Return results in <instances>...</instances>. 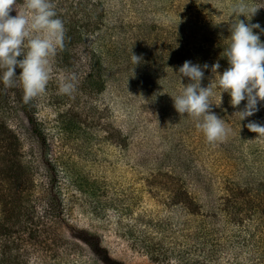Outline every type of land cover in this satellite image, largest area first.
<instances>
[{
	"label": "rangeland",
	"instance_id": "rangeland-1",
	"mask_svg": "<svg viewBox=\"0 0 264 264\" xmlns=\"http://www.w3.org/2000/svg\"><path fill=\"white\" fill-rule=\"evenodd\" d=\"M96 1L98 12L93 0H53L69 45L52 58L45 92L31 98L38 135L16 103L22 90L0 81V264H264V225L249 217L264 216V190L239 188L264 174V138L247 128L264 124V103L242 122L234 114L246 101L231 107L235 126L210 144L172 98L190 83L179 67L219 62L234 22L264 28V0ZM238 6L256 13L238 16ZM92 14L85 30L99 17L100 31L77 44V24ZM138 24L150 54L140 66L101 60L117 63L99 88V53L133 42ZM72 74L73 92L60 93ZM214 78L209 67L204 82ZM11 159L19 165L7 175ZM92 236L101 244L85 242Z\"/></svg>",
	"mask_w": 264,
	"mask_h": 264
},
{
	"label": "clouds",
	"instance_id": "clouds-1",
	"mask_svg": "<svg viewBox=\"0 0 264 264\" xmlns=\"http://www.w3.org/2000/svg\"><path fill=\"white\" fill-rule=\"evenodd\" d=\"M17 0H0V81L6 86L14 85L16 79L23 87L25 102L44 93L52 77V58L65 41V24L59 18L53 0H24V11L16 10ZM15 9L17 14L11 15ZM235 13L248 18L256 11L238 6ZM259 29V32L256 30ZM230 42L222 56L229 67L221 74L219 62L200 65L185 61L179 67V76L187 77L190 83L183 85L179 95L172 96L174 108L181 115L196 119V127L208 143L222 139L229 131L224 119L212 111L210 97L213 89L228 93L230 104L239 108L234 114L240 121L254 116L259 105L264 103V42L261 34L264 28L260 24H246L238 19L231 25ZM132 59L140 62L132 52ZM211 68L214 80L208 87H202L205 71ZM22 71L19 75L16 69ZM74 74L64 78L59 84V92L70 95L75 88ZM247 128L264 138V124L249 121Z\"/></svg>",
	"mask_w": 264,
	"mask_h": 264
},
{
	"label": "trees",
	"instance_id": "trees-1",
	"mask_svg": "<svg viewBox=\"0 0 264 264\" xmlns=\"http://www.w3.org/2000/svg\"><path fill=\"white\" fill-rule=\"evenodd\" d=\"M95 2H98V1L93 0V5L90 6V7L93 8L94 12H98L99 8H101V6H102L101 5L102 3L101 4H97V3L95 4ZM89 14H91V13L89 12ZM94 16H95L94 14H92L91 17H89V18H87L85 16V19H82V25L79 26V24H77V44L84 38V35L92 33V35L96 36L98 34V32L100 31L99 24L102 21V18H99V17H97L98 21L95 23V27L93 28V30L90 31L91 33H89L88 30H85L86 28L89 27L90 23L93 21V19H94L93 17ZM104 16H106V14H104ZM142 29H143L142 25H139V24L135 28H132V32L134 33L133 42L128 44V42L126 40L124 42V41H122V38H121L118 41H119V43L123 42L122 47H120V45L118 44V41H116V42L114 41L112 43V46H111V48L109 50H106L105 53H103V52L99 53L100 55H98V59L99 58L100 59L98 61L100 62V64H99V68H98L99 70L97 69L98 70V74L100 76V83H99L100 86H99V88H101V86L103 87V85L105 83L102 77L104 76V74H105V76L107 75L106 72L110 71L114 67V65L117 63V61L121 65L126 64V65H129V66L130 65H133V66L137 65L138 66L139 63L143 62V60H145L148 57V55L150 54L151 51H150V48L146 45V38L149 37V35L148 34H144L142 32ZM181 37H182L183 41L186 40V36L185 37L181 36ZM228 38H230V36L229 37H225L221 41V43H219V46H223V48L226 49L228 47L229 43H230L227 40ZM67 42H68V35L65 34V41H64L63 50L68 47L69 44H66ZM98 42H100V39H99ZM108 42H110V39L108 40ZM201 48L202 47H200V49ZM132 52L137 57H140V62H136V61H134L132 59ZM222 53H223V51H222ZM222 53H220V55L217 58L219 59V64L221 65L219 70H221V72L223 73V71H225L229 67V64H228L227 59L223 58ZM172 55H173V53H172ZM172 55L170 57L171 61L173 59ZM166 56L162 55V56H159V58H158V61L159 60L160 61L164 60V65L163 66H165V65L167 66V60L166 59H168L169 57L166 58ZM113 58L116 59L117 61H116V63L114 65H110L109 67H106L105 63H103L101 61V60H105L107 63L109 62V64H110L114 60ZM140 65H142V64H140ZM156 67H157L156 64H151V68H156ZM104 68H107V71L104 70ZM101 69H102V72L100 73ZM139 69L143 70L140 67H139ZM21 71H22L21 69L17 68L16 69L17 75H19ZM204 81L205 80L203 79L202 80L203 87H205V86L208 87L209 84H206ZM15 84H16V88H20L22 90V91H19V89H17L18 91L15 93L16 94V96H15L16 103L27 114V116H28L27 118H28V120L30 121L31 125L34 128L35 134L38 135L40 132H39V130L37 128V126H38L37 122L38 121L35 119L34 104L32 102L33 100L30 99L27 102H25V100L23 99V97H24L23 87H22L21 83L19 82L18 78L16 79ZM19 92H21V93H19ZM216 97H217V99H216ZM230 99H231V97H230V95L228 93H221V91L219 89L214 88L213 89V95L210 97V101L212 103V106H211L212 107V111H214L220 118L223 117L225 115V113H228L229 111H230V114H231V107L232 106L230 104ZM241 104H242V102H241ZM0 108L2 110V106ZM232 117H233V115L231 114L230 119L232 121L231 120H224L226 128H228L230 130H231V126H233V125L235 126V121L233 120ZM224 138L226 139V137H224ZM6 163H8V165ZM6 163H5V165H6V167H8V171H4V173H6L7 175L13 174L12 171L16 170L17 167L15 166V164L19 165L17 162L13 161L12 159L9 162H6ZM183 163H184V161H183ZM184 166H185V164H184ZM186 166H187V163H186ZM10 178H14V177L10 176ZM245 178H246V180H245L246 183L244 185H239V188L249 187V186H252L253 184L254 185L257 184L261 189L264 190V174L253 173L252 174V178H249V177H245ZM260 183L262 185H259ZM55 201L56 200L54 199V202ZM52 207L56 209V218H57V220L59 219L60 221H62L63 220L62 209H59L57 206L55 207L53 203H52ZM256 211H257V209L255 210L254 213L251 214V216H249L250 217V221H253V226L257 225V223H258V226H260L261 224L264 225V216L262 217L261 215H259V217H257L258 214H260V213H258ZM31 216H32V220H31L32 223L31 224L34 225V226H37V223H38L37 221H39L40 218H38V216H36V217L33 216V215H31ZM40 224H42V223L40 222L39 225L37 226V228L40 226ZM254 228H252L250 230V232L252 230H255V231L257 230L256 227H254ZM92 237H94V236H92ZM84 240H85V242H87L89 244H96L97 246H98V244H101L100 243V239L97 238V237H94L91 240H89L88 238H86ZM15 257H16V259H20V258L23 257V255L21 253H20V255H19V253H16ZM209 264H210V262H209Z\"/></svg>",
	"mask_w": 264,
	"mask_h": 264
}]
</instances>
